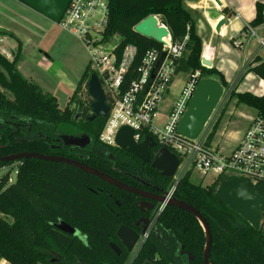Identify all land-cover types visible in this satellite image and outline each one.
I'll use <instances>...</instances> for the list:
<instances>
[{
	"label": "trees",
	"instance_id": "16d2710c",
	"mask_svg": "<svg viewBox=\"0 0 264 264\" xmlns=\"http://www.w3.org/2000/svg\"><path fill=\"white\" fill-rule=\"evenodd\" d=\"M108 8L106 35L118 34L121 45H135L137 57L159 43L136 33L133 27L148 15H156L166 23L172 41L180 42L187 36L188 53L179 60L176 73L199 70L203 75L216 76L224 87H228L221 71L214 66L206 68L201 65V41L182 0H108ZM261 24H264V3L256 1L255 15L248 25L256 27ZM17 46L18 54L12 61L0 55V66L7 73L6 79L0 71V85L13 93L11 100L0 93V112L8 111L15 117L43 121L37 130L45 133L48 123L54 127L78 123L85 135L100 143L99 134L106 118L97 116L88 120L91 98L87 92V79L92 72L89 65L85 66L68 102L75 98L79 89L84 90L87 100L76 99L72 108L67 104L61 109L55 96L43 92L18 71V40ZM246 72L264 80V61L255 56ZM232 97L236 98L237 104L251 108L256 115H264V92L256 95L233 88L229 99ZM75 115L79 117L76 119ZM219 121L220 116L208 134V141L212 140ZM148 135L144 133L141 138ZM104 146L105 150L101 152L88 147L85 156H76L67 148L51 153L78 159L127 184L134 183V177H139L156 185L159 193L169 188L172 179L161 177L149 164L117 146ZM158 146L150 149L151 154ZM44 149L43 141L39 139L17 143L0 131V156L19 151L45 153ZM8 163L0 162V166ZM190 175L188 172L180 179L173 197L192 205L206 220L211 234L210 264H264L263 227L254 229L214 196L218 184L227 178L221 175L210 184L201 185L192 183ZM0 181V214L8 217L0 216L1 259L11 264H124L126 257L115 256L108 247V240L112 239L119 225L132 226L142 215L136 206L137 196L72 166L32 158L19 160L14 181L6 184V175ZM106 192L112 193L121 203L115 205V212L109 211L111 198L105 195ZM157 207L158 204L153 214ZM59 222L68 224L77 233L60 230L56 227ZM204 244L205 236L198 220L186 211L166 205L133 264H203Z\"/></svg>",
	"mask_w": 264,
	"mask_h": 264
},
{
	"label": "built area",
	"instance_id": "2783aa9c",
	"mask_svg": "<svg viewBox=\"0 0 264 264\" xmlns=\"http://www.w3.org/2000/svg\"><path fill=\"white\" fill-rule=\"evenodd\" d=\"M108 11V0H70L57 22L85 46L89 54L88 65L96 75L109 106L99 141L116 146L117 131L122 126H128L133 130L136 142L151 137L159 145L158 148L164 146L173 152L179 162L164 193L166 199L173 196L178 182L188 172H198L200 178L210 174L214 177L212 181L221 175L227 179L241 177L264 190V115L250 118L237 144L229 151L208 141L214 124V119L211 121L214 111L197 137L188 138L177 133V124L199 79L206 77L199 70L188 73L185 83L180 86L179 95L169 99L178 62L187 52V36L180 42H174L166 26L168 34L162 42L137 57L135 45H121L118 34L106 35ZM254 38L257 47L252 54L253 59L258 50L264 49V38L256 27L244 25L232 44L243 48ZM0 53L9 56L1 46V40ZM233 88L222 86L223 96L219 102L224 96L227 100ZM144 133L149 135L142 139ZM163 208L164 204H159L152 222L139 236L133 253L144 243ZM259 227L264 229V214L260 216Z\"/></svg>",
	"mask_w": 264,
	"mask_h": 264
},
{
	"label": "water",
	"instance_id": "95a60500",
	"mask_svg": "<svg viewBox=\"0 0 264 264\" xmlns=\"http://www.w3.org/2000/svg\"><path fill=\"white\" fill-rule=\"evenodd\" d=\"M69 1L70 0H21L23 4L43 14L54 22H58L60 20L69 4ZM215 1L220 4L219 0ZM224 22L225 19L218 21L215 30L218 31ZM166 26V23L160 21L158 16L148 15L140 20L133 27V30L146 38L152 39L157 43H161L162 38L168 34ZM200 63L201 65H206L210 68L212 66L210 55H206L203 52L201 54ZM87 92L91 98V115L88 117V120H92L97 116L105 117L109 106L106 103L105 95L94 73H91L87 80ZM222 92V84L217 79L212 77H203L199 79L187 107L177 124L176 132L188 138L197 137L214 111ZM63 139H66L65 144L67 145H76L81 147L90 141L88 136L76 137L69 135L64 136ZM80 142H83L84 144L80 145ZM115 143L117 147L141 160L143 163H150L152 168L160 171V173L167 178H171L173 176L179 162L177 156L164 146L159 147L152 157L149 149L155 146L154 140L151 137H147L142 142H136L133 139V130L128 126H122L119 128L115 135ZM24 158L63 163L77 168L85 173L94 175L98 179L118 189L139 196L142 199L137 203L139 209H143L144 206H150L149 202L151 200H155L159 204H164V207L169 205L190 213L200 223L205 236V244L202 253L203 264H210L209 252L211 246V234L209 227L204 217L192 205L184 201L177 200L173 196L166 199L164 195L157 197L148 195L144 191L120 182L112 176L90 167L77 159L65 156L42 154L35 151H19L0 156V162H14ZM214 196L218 201L228 205L233 211L241 215V217L248 222L251 227L254 229L259 228L260 216L264 211V190L262 187H254L244 178L232 177L225 179L218 184ZM56 227L64 232L71 234L77 233L74 228L64 222H59L56 224ZM142 234L143 231L140 235ZM116 235L128 251H131L133 245L139 239V234L136 231L124 225L118 227ZM109 246L117 254L119 253L115 244L109 243Z\"/></svg>",
	"mask_w": 264,
	"mask_h": 264
},
{
	"label": "rangeland",
	"instance_id": "374dc122",
	"mask_svg": "<svg viewBox=\"0 0 264 264\" xmlns=\"http://www.w3.org/2000/svg\"><path fill=\"white\" fill-rule=\"evenodd\" d=\"M0 27L12 31L24 42L23 55L20 57L21 61L17 62V68L18 65H27L28 69L35 74L36 79L31 80L28 78V80L37 83L42 91L54 95L61 109H64L67 104L69 108H72L76 99L87 100L84 90L79 89L75 94V98L68 102L74 91L71 90V87L76 85L89 59V54L80 40L63 31L48 18L29 12L17 0H0ZM2 38L6 39L7 42L3 41ZM0 40L1 46L9 53V56L2 53L0 55L8 61H12L18 54L17 40L4 32H0ZM187 53L183 56H186ZM232 60L235 61L236 58ZM0 71L7 79V73L2 66H0ZM237 74L234 75V78ZM214 77L219 81L216 76ZM186 79L187 73L185 72H180L174 77L169 99L179 95L180 86L185 83ZM249 86L247 82L241 79L235 91L245 90ZM0 93L9 100L13 99V93L1 85ZM224 99L225 96L216 105L212 115L211 121L214 119V123L220 116L212 141L221 149L228 150L235 145L238 137L245 131L249 118L255 112L243 104H237L235 97ZM56 128L66 134L75 135L80 134L83 130L78 123L59 124ZM17 166L18 162L0 166V178L5 177V175L8 177L6 184L15 180ZM213 178L210 174L200 178L198 172H193L190 175L192 183L201 185L210 184ZM0 216L8 219L3 214H0ZM130 258L131 256L128 257L125 264L129 263Z\"/></svg>",
	"mask_w": 264,
	"mask_h": 264
},
{
	"label": "crops",
	"instance_id": "0c3cea01",
	"mask_svg": "<svg viewBox=\"0 0 264 264\" xmlns=\"http://www.w3.org/2000/svg\"><path fill=\"white\" fill-rule=\"evenodd\" d=\"M17 1L19 2V4H23L21 1ZM256 1L264 3V0H219L220 4H218L215 0H182L184 7L190 12L193 19L195 33L200 38L201 54L204 52L206 55H210L212 66L216 67L223 73L228 86L234 87L236 89L238 82L242 79L247 82L248 86L250 85L248 88H245L246 91H249L256 95H260L264 92V80L259 78L252 72H246L248 64L250 63L249 60H253L251 57L257 47L256 40L252 39L249 44L243 48L235 47L232 44V40L237 37L238 33L244 27V25L248 24V22L254 17ZM23 5L29 10V12L44 16L43 14L33 10L27 5ZM221 19H225V22L220 26L219 30L216 31V24ZM55 23L57 24V22ZM59 28L61 27L59 26ZM256 28L258 29L259 35L264 38V24L258 25L256 26ZM62 30L72 35L66 30ZM0 32L12 34L14 36L13 38L20 42V57H22L24 42L20 40L12 31H9L6 28L0 27ZM2 40L7 42L6 39L2 38ZM8 44L10 45V43ZM256 56H259L261 60L264 61V49L258 50ZM233 58H236V60L233 61ZM19 59L20 60H18V63L19 61H21V58ZM86 65H88V62ZM17 69L27 80L28 78H30L31 80L35 79V74L28 69L27 65H18ZM179 73L180 72H178L177 74ZM236 73L238 74L234 78V75ZM209 77L215 78L214 76ZM35 84L38 85L37 83ZM38 87L40 88L39 85ZM74 88L75 86L71 87V90L73 91ZM255 115L256 114L254 113L253 116ZM239 138L240 136L238 137V139ZM238 139L236 140L235 145L237 144ZM235 145L231 149H233ZM231 149L223 150L229 151ZM0 264L11 263H9L5 259H1Z\"/></svg>",
	"mask_w": 264,
	"mask_h": 264
},
{
	"label": "flooded vegetation",
	"instance_id": "af4514ba",
	"mask_svg": "<svg viewBox=\"0 0 264 264\" xmlns=\"http://www.w3.org/2000/svg\"><path fill=\"white\" fill-rule=\"evenodd\" d=\"M75 116H76V119H77V117H79L78 115H75ZM42 122L43 121L38 122L35 120H29L26 118L15 117L14 115L9 114L8 111H1L0 112V131L6 135L7 139L12 138L17 143L21 142V141H25L27 139H35V140L39 139V140L43 141V145L45 146V149H44L45 153H42V154L52 155L53 153H51V151H60V149L67 148L69 150V152L73 153L76 156H83V155L85 156L84 152L86 151L85 149H87L88 147L91 149L95 148V150H97V152H101V151L105 150V146H104L105 144L101 143L99 140L98 141L100 143H97L94 139L90 138L89 136H88V138L90 140L89 143L84 144L83 142H80L81 143L80 145L84 144V146H82V147L76 146V145H67V144H65L66 139H63L64 136L71 135V136H76V137H82V136H87V135H85L83 133V130L78 135L71 134V133L66 134L64 131L57 129L56 127H54L53 124H50V123H48L49 127L47 130V133H45L44 131L37 130L38 129L37 127L39 125H42ZM155 146H156V144H155ZM149 152H150V149H149ZM39 153H41V152H39ZM155 153L156 152L151 154V152H150L152 157L154 156ZM53 155H59V154H53ZM59 156H64V155H59ZM65 157H67V156H65ZM68 158H70V157H68ZM14 162L19 163V161H14ZM12 163L13 162H10V164H12ZM147 164L150 165V163H147ZM152 169H154V168H152ZM154 170L157 171L161 177L167 178V177H164L160 173V171H158L156 169H154ZM170 179H172V177ZM0 180H2V178H0ZM120 182H122V181H120ZM125 184H127V183H125ZM127 185L134 187V188H138V189L144 191L146 194L151 195V196H156V197L157 196H163L164 193L166 192V191H164V192L159 193L158 187L156 185L152 184L151 182H149L143 178H139V177H134V183L127 184ZM101 191L102 190H99L98 192L101 193ZM127 193H129V192H127ZM105 195H107L111 198L109 201L111 203V205L108 206L109 211L115 212V209H114L115 205L116 206L121 205L119 199L115 198L112 193L106 192ZM137 198H138V200L136 202V206H137V203L142 200L139 196H137ZM149 203H150V206H144L143 209H139L137 206V208L142 212V215L135 220V222L133 223L132 226H128V225H124V224H121V225H124V226L131 228L132 230L136 231L140 236L142 231H144L149 226V224L152 222V219H153V217H154V215L158 209V207H157L155 213L153 214V211H154L156 205L158 204V206H159V203L155 200H151ZM156 220H157V218L155 219L153 226L151 227L149 234H148V237L146 239H148L150 237L151 232L155 228ZM121 225H119V226H121ZM118 227L116 228L114 236L112 237V239L108 240V241H110L109 243H113L116 245V247L119 250V253L117 254L114 250H112L111 247L109 246V243H108V247L113 252V254L115 256L126 257L124 264L127 262L128 257L131 256L128 264H133L134 258L136 257L137 252H139V250L143 244L141 245V247L137 251H135L133 253V250H134V247L136 244V242H135L131 251H128L127 248L122 244L119 237L116 235V231H117ZM178 259H180V258L178 257Z\"/></svg>",
	"mask_w": 264,
	"mask_h": 264
},
{
	"label": "bare ground",
	"instance_id": "6f19581e",
	"mask_svg": "<svg viewBox=\"0 0 264 264\" xmlns=\"http://www.w3.org/2000/svg\"><path fill=\"white\" fill-rule=\"evenodd\" d=\"M92 73V72H91ZM138 253V252H137ZM134 258V257H133Z\"/></svg>",
	"mask_w": 264,
	"mask_h": 264
}]
</instances>
